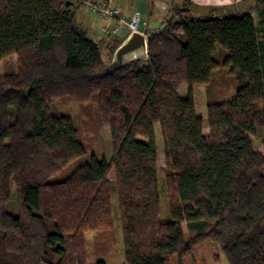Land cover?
<instances>
[{"label":"trees","instance_id":"1","mask_svg":"<svg viewBox=\"0 0 264 264\" xmlns=\"http://www.w3.org/2000/svg\"><path fill=\"white\" fill-rule=\"evenodd\" d=\"M77 5L0 0V64L17 57L0 75V264H92L86 235L96 234L98 246L115 230V210L126 264H172L175 257L184 264L205 241L229 264H264V150L253 141L264 129V0L240 15L179 11L151 33L148 61L105 78L97 74L127 35L94 39L79 25ZM221 68L237 94L208 100L207 133L193 88L210 84ZM94 97L113 158L93 154L52 182L87 150L73 120L50 104ZM156 125L168 220L161 219ZM96 264L108 263L99 257Z\"/></svg>","mask_w":264,"mask_h":264},{"label":"rangeland","instance_id":"2","mask_svg":"<svg viewBox=\"0 0 264 264\" xmlns=\"http://www.w3.org/2000/svg\"><path fill=\"white\" fill-rule=\"evenodd\" d=\"M248 6L251 5L254 0L248 1ZM85 12L88 15L90 26H92V15L88 9L84 7ZM93 37V36H91ZM95 39V37H93ZM219 53L221 48H219ZM10 63L13 66L17 65V57L12 56L10 59L5 60L0 64V75L10 69ZM229 76L226 68L219 69L213 76V80L207 85H195L197 88V112L203 117L205 123V132H209L208 127V114L207 103L208 100L216 102H226L231 100L237 94V85ZM194 86V95H195ZM190 87L184 85L180 90V96L186 98L189 94ZM51 108H54L63 116L70 117L73 120L75 126L80 130L81 139L83 140L87 154L80 159L74 161L67 166L61 173L51 179L52 182H60L66 180L76 169L88 164L92 160V155L96 154L99 158L111 161L113 158V143L110 129L103 125L99 100L94 97L89 104H81L75 99L66 98L63 100H56L51 102ZM157 145L159 149V175H160V192H161V219L168 220L170 218V208L166 187V173L164 171L166 167V159L164 153V141L162 137V131L160 125H156ZM253 141L257 148L264 150V129L259 131V134L253 138ZM111 178L114 180V173L111 174ZM113 202L115 209L117 208V196L116 192L113 193ZM10 209L13 212H17L18 204L15 199L10 203ZM116 214V227L115 230L105 234L100 238L99 247L102 248V252H98V246L95 241L96 234L88 233L86 235L88 239V250L91 255V263L96 264L99 257H102L108 264H126L123 236L120 227L119 213L115 210ZM184 233L186 238H189L188 228L184 225ZM184 264H229L225 255L221 252L218 245L205 241L202 245L198 246L192 256H186L183 258ZM172 264H180L178 257H175Z\"/></svg>","mask_w":264,"mask_h":264},{"label":"crops","instance_id":"3","mask_svg":"<svg viewBox=\"0 0 264 264\" xmlns=\"http://www.w3.org/2000/svg\"><path fill=\"white\" fill-rule=\"evenodd\" d=\"M106 1L121 8L123 14L130 17L140 12L150 23V30L156 32L164 27L165 23L176 17L179 11L189 10L195 18L208 16H231L244 14L248 9L249 0H95ZM76 15L79 25L87 30L95 39L103 38L100 25L92 19L89 24L88 15L82 5L76 6ZM197 88L195 86V100L197 105Z\"/></svg>","mask_w":264,"mask_h":264},{"label":"built area","instance_id":"4","mask_svg":"<svg viewBox=\"0 0 264 264\" xmlns=\"http://www.w3.org/2000/svg\"><path fill=\"white\" fill-rule=\"evenodd\" d=\"M68 1L82 3L92 15V19L100 25L102 33L106 37L128 36L132 32H139L149 38L152 33L149 21L143 18L140 12H135L132 16L127 17L119 6L107 3L106 1Z\"/></svg>","mask_w":264,"mask_h":264},{"label":"water","instance_id":"5","mask_svg":"<svg viewBox=\"0 0 264 264\" xmlns=\"http://www.w3.org/2000/svg\"><path fill=\"white\" fill-rule=\"evenodd\" d=\"M148 60L149 38L142 33L132 32L127 36L123 44L116 50L112 61L103 71L97 74V77H108L133 61L145 62Z\"/></svg>","mask_w":264,"mask_h":264}]
</instances>
